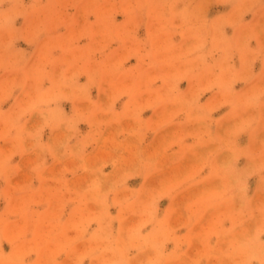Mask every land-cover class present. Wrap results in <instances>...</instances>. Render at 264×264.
I'll return each instance as SVG.
<instances>
[{
  "label": "rangeland",
  "instance_id": "rangeland-1",
  "mask_svg": "<svg viewBox=\"0 0 264 264\" xmlns=\"http://www.w3.org/2000/svg\"><path fill=\"white\" fill-rule=\"evenodd\" d=\"M0 264H264V0H0Z\"/></svg>",
  "mask_w": 264,
  "mask_h": 264
}]
</instances>
